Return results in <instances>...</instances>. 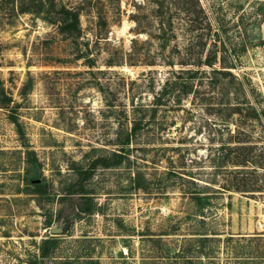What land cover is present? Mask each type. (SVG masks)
I'll list each match as a JSON object with an SVG mask.
<instances>
[{"label":"rangeland","instance_id":"374dc122","mask_svg":"<svg viewBox=\"0 0 264 264\" xmlns=\"http://www.w3.org/2000/svg\"><path fill=\"white\" fill-rule=\"evenodd\" d=\"M169 1L62 0L76 39L33 13L0 29L26 132L0 107V264H264V0H199L195 30ZM215 42L245 90L178 63Z\"/></svg>","mask_w":264,"mask_h":264},{"label":"trees","instance_id":"16d2710c","mask_svg":"<svg viewBox=\"0 0 264 264\" xmlns=\"http://www.w3.org/2000/svg\"><path fill=\"white\" fill-rule=\"evenodd\" d=\"M170 5L175 6V8L181 12H183L186 17L189 19L190 22V30H195L201 27L202 19H206L205 11L203 7L201 6V3L199 0H170ZM26 13H33L36 15H42L43 19L49 21L50 23H54L57 27V31L59 34L66 36V38H74L76 39L81 32V21H80V12L79 10L75 8H69L62 2V0H0V29H5L7 26H14L19 17L22 14ZM202 18V19H201ZM207 24V23H206ZM207 27L211 30L212 27L208 23ZM215 39L219 41L217 34L215 33ZM217 42H215L216 51H213L212 49L205 58H202L199 56L196 60H181L178 63L182 65H188V64H195L199 69H201L202 66H210L212 68L213 72L221 73L224 75L225 78H231L233 81L232 83H237L238 85H241L242 89H244V86L242 82L237 78V76L229 70V68H233L235 66L234 62L232 60H227V57L224 55L220 59L221 68H217L215 65L218 62V46L216 45ZM201 47H205V42L200 41ZM2 43H0V46ZM91 60L88 59L87 63ZM175 62H170V64H173ZM5 63L2 58H0V66H3ZM91 64V63H90ZM89 64V65H90ZM197 68V69H198ZM180 71H184L183 69H180ZM191 73H196V70H187ZM11 73L14 72V70H10ZM28 77L24 81L20 94L25 95L29 93V90L33 86V78L31 75L30 70H28ZM180 77V74H173L171 77L166 79V82L164 83V88L167 89L168 85L171 82H175ZM177 83V82H176ZM191 90V85L184 84L182 86V91L184 94H188V92ZM245 90V89H244ZM166 91V90H165ZM163 93V92H162ZM165 93V92H164ZM177 101L181 100V96L176 98ZM161 96H158L156 98V103H162ZM242 107L239 104H236L235 107L232 109V113H239L244 114V110L250 109V114L248 116L250 117H258L259 113L257 112V109L250 104L249 101L245 100L241 102ZM0 107L5 108L9 110V118L12 122L16 125L17 133L20 136V138H24L26 136V132L23 128L22 123L19 120V110L18 108L19 103L15 102L14 97L9 92L6 81L0 76ZM253 111V113L251 112ZM141 125V122L135 121L133 128L130 132H128L127 139L131 137V135L135 134L138 130V127ZM27 152H30V147L25 144ZM246 149L248 148V144H245V141H239V144L237 147H228L230 150H240V149ZM247 158L244 159H237L233 160L234 165H247ZM118 163V162H116ZM234 172H238L237 170H234ZM234 190H242L239 186L232 188ZM202 193V192H199Z\"/></svg>","mask_w":264,"mask_h":264},{"label":"built area","instance_id":"2783aa9c","mask_svg":"<svg viewBox=\"0 0 264 264\" xmlns=\"http://www.w3.org/2000/svg\"><path fill=\"white\" fill-rule=\"evenodd\" d=\"M262 214H264V211L262 212Z\"/></svg>","mask_w":264,"mask_h":264}]
</instances>
